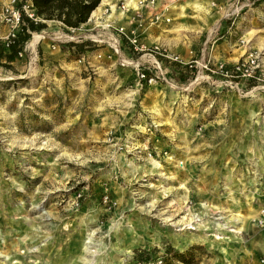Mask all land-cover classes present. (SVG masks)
Segmentation results:
<instances>
[{
	"label": "rangeland",
	"instance_id": "rangeland-1",
	"mask_svg": "<svg viewBox=\"0 0 264 264\" xmlns=\"http://www.w3.org/2000/svg\"><path fill=\"white\" fill-rule=\"evenodd\" d=\"M251 1L100 0L0 57V264H264V94L201 69L264 67Z\"/></svg>",
	"mask_w": 264,
	"mask_h": 264
},
{
	"label": "trees",
	"instance_id": "trees-1",
	"mask_svg": "<svg viewBox=\"0 0 264 264\" xmlns=\"http://www.w3.org/2000/svg\"><path fill=\"white\" fill-rule=\"evenodd\" d=\"M21 0L18 7L21 11V24L14 38L9 42V49H2V55L10 61L18 52L22 51L24 44L31 32H37L45 27V22L54 20L62 28H74L84 23L91 11L100 0H30L32 17L27 16L21 8ZM89 42H67L77 52L83 51L84 44ZM157 248H136L133 250V259L137 264H198L202 249L199 246H189L178 250L166 244L163 252L155 255Z\"/></svg>",
	"mask_w": 264,
	"mask_h": 264
},
{
	"label": "built area",
	"instance_id": "built-area-1",
	"mask_svg": "<svg viewBox=\"0 0 264 264\" xmlns=\"http://www.w3.org/2000/svg\"><path fill=\"white\" fill-rule=\"evenodd\" d=\"M19 2L21 0H8L0 9L1 22L9 26L7 33L0 36V44L6 50L9 49V42L16 36L21 24ZM21 8L27 16L32 17L30 0L22 2ZM20 54L21 51L18 52V55ZM188 66L190 67L191 64H188ZM201 69L205 71L208 78L212 76L218 77L217 82H213V84L219 89H242L247 91V93L256 94L261 92L264 94V67L258 63L256 56L250 55L242 60H236L231 63L216 62L210 64L206 60L202 64ZM144 74L145 72L142 70L139 76L144 77Z\"/></svg>",
	"mask_w": 264,
	"mask_h": 264
},
{
	"label": "crops",
	"instance_id": "crops-1",
	"mask_svg": "<svg viewBox=\"0 0 264 264\" xmlns=\"http://www.w3.org/2000/svg\"><path fill=\"white\" fill-rule=\"evenodd\" d=\"M5 2H6L5 0H0V9H1V6H2ZM95 8H96V7H95ZM95 8H94V9H95ZM94 9L91 11L90 15L94 12ZM90 15H89V17H90ZM89 17H88V18H89ZM110 17H111V16L107 17L106 20L110 19ZM106 20H105V21H106ZM8 30H9V26H8V24H5V23L1 22V20H0V36L5 35V34L7 33ZM222 62H223V61H222ZM225 63H227V62H225Z\"/></svg>",
	"mask_w": 264,
	"mask_h": 264
},
{
	"label": "bare ground",
	"instance_id": "bare-ground-1",
	"mask_svg": "<svg viewBox=\"0 0 264 264\" xmlns=\"http://www.w3.org/2000/svg\"><path fill=\"white\" fill-rule=\"evenodd\" d=\"M39 39H40V37H39L38 35H34L33 38H32V42H31L32 45H33L34 43L38 42Z\"/></svg>",
	"mask_w": 264,
	"mask_h": 264
}]
</instances>
